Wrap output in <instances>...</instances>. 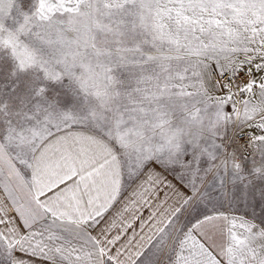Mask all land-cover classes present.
<instances>
[{
	"label": "snow or ice",
	"instance_id": "obj_1",
	"mask_svg": "<svg viewBox=\"0 0 264 264\" xmlns=\"http://www.w3.org/2000/svg\"><path fill=\"white\" fill-rule=\"evenodd\" d=\"M0 264H264V0H0Z\"/></svg>",
	"mask_w": 264,
	"mask_h": 264
}]
</instances>
